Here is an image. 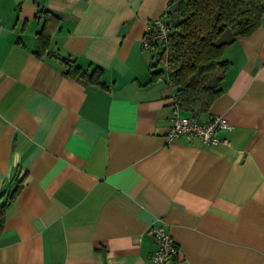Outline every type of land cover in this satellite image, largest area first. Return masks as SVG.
<instances>
[{
	"label": "crops",
	"instance_id": "1",
	"mask_svg": "<svg viewBox=\"0 0 264 264\" xmlns=\"http://www.w3.org/2000/svg\"><path fill=\"white\" fill-rule=\"evenodd\" d=\"M175 1L0 0V204L21 185L0 264H152L157 218L176 264H264V24L224 48L221 94L198 118L230 127L168 142L176 88L142 42ZM40 11L56 22L38 56Z\"/></svg>",
	"mask_w": 264,
	"mask_h": 264
},
{
	"label": "trees",
	"instance_id": "2",
	"mask_svg": "<svg viewBox=\"0 0 264 264\" xmlns=\"http://www.w3.org/2000/svg\"><path fill=\"white\" fill-rule=\"evenodd\" d=\"M40 14L44 20L37 36L38 56L48 46L47 22H56L49 12L40 11ZM162 20L170 28V38L157 49L158 62L166 69L168 84L176 88L175 107L198 119L221 94L219 85L226 67L222 61L224 48L264 24V0H177L168 5ZM226 32L228 39L218 42ZM101 73L99 68L87 72L67 63L64 75L83 84L103 86ZM160 74L153 73L151 81ZM20 188L19 184L7 202L0 204V233L5 208Z\"/></svg>",
	"mask_w": 264,
	"mask_h": 264
},
{
	"label": "built area",
	"instance_id": "3",
	"mask_svg": "<svg viewBox=\"0 0 264 264\" xmlns=\"http://www.w3.org/2000/svg\"><path fill=\"white\" fill-rule=\"evenodd\" d=\"M169 38L170 28L160 18L148 25L142 45L147 50L153 47L157 48L166 44ZM178 110L177 108L175 109L170 127L166 133L168 142L177 137L185 136L187 139L196 137L203 143L212 144L218 141L215 137L217 130L230 127L228 121L222 116H211L207 122L202 123L192 117L179 116ZM147 234L156 245L151 258L152 264H176L180 255L178 244L158 218L149 225Z\"/></svg>",
	"mask_w": 264,
	"mask_h": 264
},
{
	"label": "rangeland",
	"instance_id": "4",
	"mask_svg": "<svg viewBox=\"0 0 264 264\" xmlns=\"http://www.w3.org/2000/svg\"><path fill=\"white\" fill-rule=\"evenodd\" d=\"M228 37H229V33L228 32H226L219 40H218V42H222V41H225L226 39H228Z\"/></svg>",
	"mask_w": 264,
	"mask_h": 264
},
{
	"label": "water",
	"instance_id": "5",
	"mask_svg": "<svg viewBox=\"0 0 264 264\" xmlns=\"http://www.w3.org/2000/svg\"><path fill=\"white\" fill-rule=\"evenodd\" d=\"M160 53H162V50H160Z\"/></svg>",
	"mask_w": 264,
	"mask_h": 264
}]
</instances>
